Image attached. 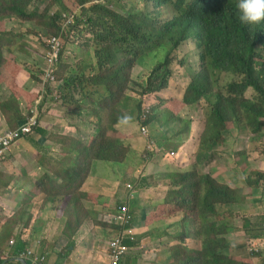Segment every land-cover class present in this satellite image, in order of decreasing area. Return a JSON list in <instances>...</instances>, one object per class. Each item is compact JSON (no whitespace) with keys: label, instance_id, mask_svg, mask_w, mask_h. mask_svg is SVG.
I'll list each match as a JSON object with an SVG mask.
<instances>
[{"label":"rangeland","instance_id":"1","mask_svg":"<svg viewBox=\"0 0 264 264\" xmlns=\"http://www.w3.org/2000/svg\"><path fill=\"white\" fill-rule=\"evenodd\" d=\"M7 1L9 3L13 2V0H0V7L4 6ZM60 2V4L57 3L55 6L53 0H40L37 4H32L31 9L34 7V10L38 12V16L34 20L17 17L11 12H0V69L7 61L12 63L23 74V84L27 89L32 88L30 80L34 79L35 82H39V77L43 73V90L50 89L47 95L52 98H57L55 88L58 89V86H53L52 84L51 86L49 81L55 80L63 84L62 81H57L55 77L61 80L64 76H73L81 80L80 82H82V87L85 91H94L96 89L100 92L105 91L107 93L105 98L96 105L90 104L89 109V112L92 114V119L99 121L100 125L99 141L96 144V151L103 152V146L113 144L116 146V149L114 150L113 147L112 151L108 152V154L119 157L121 162L124 161V158L128 159V169L136 171V175L135 177H130L119 166L123 174L121 189L124 192H126V184H130L132 189H134V186L143 175L147 176L144 179V183L149 184L154 189L159 187H174L177 185H184L186 187L183 182L186 176L183 175L182 170L191 167L192 160H189L192 152L188 150L184 153L183 149L180 148L190 128L188 116L201 119L206 125H208L209 117L211 116L210 121L212 120L215 124H218L217 110L218 103L220 102L227 105L233 112L231 116L225 115L224 137L228 139L230 147H226L225 152L217 154L215 158H198L197 163L201 165L199 169L202 172L204 171L210 174L213 172H223L228 169L226 175L230 176L235 169H241L237 164L236 158H245L246 155L250 154L249 151H251V155L255 159H258L260 155V158L264 160V126L261 129V126H250L249 120H247L246 115L240 109L242 100L252 99L255 93L249 91L245 94L244 98H233L227 95V86L238 80L235 76L230 74L216 76L213 70L207 71L200 76L196 75L202 72V66L198 57L201 51L197 50L195 43H183L172 54L174 61L171 64L172 72L168 83L159 79L163 82L159 92L145 94L144 87L147 81H143L148 79L147 76L151 74L152 70L157 67V64L162 59L163 61L167 59V55L172 48L168 41L165 42L163 48L150 47L137 52L136 55L121 56L118 63H110L107 69H102L99 67L100 62L98 63L97 54L108 44H97V35L92 33V28L88 22L83 21V23L79 24L77 21L76 31H69V26H72L75 20L73 13L84 16V8L90 10V8L98 4L108 6L109 10L115 12L117 15L130 11L134 7L140 9L147 17V20L144 21V26L147 31L152 26L151 22L157 19L160 21L168 20L172 13L171 7L156 6L155 0H61ZM54 12H67L62 19L63 26L67 19H70L71 23L65 28L62 26L63 30L66 31V34L61 35L65 44L62 59L54 72L49 74L47 56L44 54V40L56 35V32L49 27L50 20H48V16H51ZM100 18L104 20L110 19V17L105 15H102ZM86 19L84 16V20ZM44 24L47 26L49 24V26L44 27ZM41 25L42 27H40ZM127 60L134 62L130 72L123 75H116L120 71L122 63ZM112 75H116L117 79L112 82L107 81L104 86H98L93 81L95 76L99 78H110ZM202 79H205V91L208 99L204 97L199 103L194 104L185 102L186 98L194 97L188 93L189 85L194 83L195 80ZM3 92L0 89V97ZM58 99L55 103H59ZM229 99L234 101H228ZM46 100L47 97H44L43 102ZM90 101V103H93L94 100ZM63 103L64 100L60 105ZM159 104L164 109V106L167 105L170 109H177L179 115H185L184 117L178 118L170 114L176 129L174 127L171 128L170 126L172 124L159 115ZM138 105L141 107V112L138 114V111L135 109L134 113L130 115L134 107L136 108ZM177 105H179L178 108ZM66 107L70 112H79L86 110L87 104L75 103L74 98H72V101ZM20 109H22L21 106ZM97 109L103 110V112L93 113V110ZM125 115L132 118L131 124L120 125L118 121L120 117ZM10 117L13 118L12 116ZM176 119L177 121L175 122ZM14 121L11 120L15 126ZM263 122L264 116L259 120V124L262 125ZM61 142L62 145L66 143L65 141ZM42 146L46 145L43 144ZM230 151L232 154H230ZM157 152L160 154H157ZM53 155L56 159H60L58 156L60 155L59 150H55ZM50 168L51 165L46 167L47 170ZM62 169L61 164H56L50 169V172L58 175L60 179H55L53 184L46 183L44 189L49 195H56L55 197L63 196L62 200L67 197L66 202H68L69 196L73 195L76 190L65 188L69 183L64 178ZM155 171H164L167 175L155 177ZM173 172H177L180 177L175 176ZM202 176L204 175H199L198 179L205 184V178ZM198 179L195 181H198ZM256 180L257 178L250 177L249 183L253 185ZM239 181V178L234 179L232 181L233 185L235 186ZM105 182L108 183L109 179L106 178ZM97 183L100 184V178ZM167 190L172 189L169 188ZM170 192L167 195L165 194L166 191H155L160 199L165 194L164 200L166 204L167 201L174 199L170 195ZM175 209V206L171 204L168 207V215H173L171 210ZM131 210L134 213L135 220H146L143 217L150 215L154 211L151 209L150 213L142 215V211L135 209L134 204H132ZM78 213L86 215L80 208H78ZM235 215L241 222L248 220L253 225L261 222L264 212L257 207L248 215H244L240 210H237ZM199 223V220H195V225ZM119 232L122 233V228L114 224L111 225V230L108 231L112 236L117 235ZM239 240H236V244H239ZM224 247L226 246H221V249ZM241 252L244 253V251ZM172 256L174 259L172 264H197L194 261L179 259L173 254ZM243 258L247 257L243 255ZM139 262L140 264H160L148 257L144 261Z\"/></svg>","mask_w":264,"mask_h":264},{"label":"trees","instance_id":"2","mask_svg":"<svg viewBox=\"0 0 264 264\" xmlns=\"http://www.w3.org/2000/svg\"><path fill=\"white\" fill-rule=\"evenodd\" d=\"M39 1L40 0H13L12 3L7 1L4 6L0 7V12H11L17 17L34 20L38 16V12L34 10V7L32 9L31 7L32 4H37ZM60 1L61 0H53L54 6L57 3L60 4ZM155 1L156 6L171 7L172 13L170 18L166 21L157 19L151 22L152 26L149 31H147L144 26V21L147 20V17L140 9L134 7L130 11L117 15L115 12L109 10L108 6L102 4H98L90 8V10L84 8L83 14L87 18L86 20H84V16H81V14L73 13L75 20L72 26H69V31H76L77 21L79 24L83 23V21L86 23L88 22L92 28V33L97 35V44H108L97 54L98 63L100 62L99 67L107 69L110 63H118L121 56L136 55L137 52L150 47L163 48L166 41H168L171 46L178 45L184 38L193 35L199 28H202L205 32L203 59L209 62L216 76L230 74L238 78L237 81L227 86L228 96L233 98H244L245 94L249 91L257 93V96H254L250 100L243 99L240 104V109L241 112L246 115L247 120H249L250 126H261V129L264 126V122L262 125L259 124V120L264 116V21L254 25L241 23L238 19L240 15L237 8L238 0ZM65 13L67 12H54L52 14L53 16H48V20H50V26L49 24L48 26L56 32L55 36L60 38H62L61 35L66 34V31L62 28V19ZM102 15L108 16L110 19H101L100 17ZM68 20L70 19L65 21ZM43 26L46 27L47 25L44 24ZM40 27H42V25ZM165 63L159 64L152 70L151 74L147 76V83L144 87L145 94L157 93L161 89V84H163V82L158 79L157 75L160 74V78L167 77V73L162 71V67ZM133 64L134 62L131 60L123 62L120 66V71L116 73V75H123L130 72ZM18 71L19 70L9 61L0 69V82L5 83L10 91L9 98L1 102L0 106V112L5 117L8 129H15L18 124L24 122L19 100H27L30 105L35 98L28 92L24 93L16 85L15 78ZM116 75H112L110 78H99L95 76L93 81L95 84L105 85L107 81L112 82L116 80ZM57 78L55 79L59 81ZM61 80L68 81L70 84L71 82L79 80V82L75 83L72 87L74 91H79L78 84L82 83L80 79L73 76L71 78L64 76ZM188 93L194 96L185 99L186 102L191 104L199 103L204 97L208 99V95L205 91V79L195 80L194 83H191L188 87ZM228 101L232 102L234 100L229 99ZM136 110L141 111V107L138 105ZM232 113L233 112L227 105L222 102L218 103V124H215L212 120L210 121V116L204 136L209 134L212 130L217 134L224 135L225 115L231 116ZM11 120H15V126L12 124ZM39 131L42 135L46 134L44 130L39 129ZM27 140L34 141L33 138L30 137L27 138L26 141ZM113 147L115 150L116 146L113 144L103 146L102 148L104 151L99 152L96 151L94 145L88 146V143L81 141L79 137L72 136L68 138L63 150L64 160L62 173L69 183L65 188L70 189L75 187L78 181L79 189L93 171L94 174L98 175V179L100 178V184L97 189L98 195L94 196L93 200H89V202L95 203L96 200L106 197L105 192H115L118 190L123 180V174L119 166L122 167L124 161L121 162L119 157L108 154V152L112 151ZM193 168L197 171L196 166ZM198 173L204 175L202 177L205 178L206 185L198 179V175L195 174L193 170H187L183 174L186 176L183 180L186 187L183 185L180 192L170 193V195L173 196L174 199L181 200L183 205L198 210L199 217L204 221V232H211L214 230L219 233L221 227L213 223L218 215L217 212L222 207V204L235 202L237 199L236 193L228 186H218L210 175ZM53 174L54 173L48 171L42 177V187H44L46 183L54 182V176L56 175ZM57 177L60 178L58 175ZM106 178L109 179L108 183L105 182ZM196 179H198V181H195ZM111 185L114 187L112 188ZM247 185H251L249 180H247ZM200 193H202V195H200ZM55 196L56 195H49V198L54 200ZM82 206L83 205L80 206L81 211L83 208ZM76 214L79 217L81 215V213L78 214L77 208ZM205 244L207 245L208 243L206 242ZM212 264L244 263L225 262L216 259ZM262 264H264V257L262 258Z\"/></svg>","mask_w":264,"mask_h":264},{"label":"crops","instance_id":"3","mask_svg":"<svg viewBox=\"0 0 264 264\" xmlns=\"http://www.w3.org/2000/svg\"><path fill=\"white\" fill-rule=\"evenodd\" d=\"M1 90L4 92L0 97V103L7 100L9 95L5 89ZM31 91L32 88L28 90V93ZM85 95V97H78L70 90L66 91L64 104L50 108L41 120L40 127L30 136L34 141H19L13 148L8 161L0 164V264H31L26 258L20 257V254L23 255L26 250L44 256L46 258L44 264H110L108 243L113 236L108 233L112 222L108 220L107 215L119 199L118 194L112 195L113 191L105 192L106 197L110 198L99 199L95 203L84 199L82 211L86 215L81 214L80 217L76 214V208L66 213L65 209L68 205L63 208L59 199L51 200L49 196L42 197V194H45V186L42 187L41 179L48 172L46 167L51 165L52 168L55 162H61L63 159L62 154L58 155L60 159H56L53 155L55 150H64L59 139L76 136L86 142L89 137L93 138L99 133V121L92 119L89 109L90 104L96 105L105 98V91L86 90ZM72 98L75 103H86L87 109L79 112L68 111L66 106ZM90 100H94L93 103H90ZM97 112H103V110H93V113ZM199 128H203V125L194 121L182 145L184 152L191 147L195 148L193 144L199 138ZM7 129L5 117L1 114L0 133ZM39 129L44 130L46 134L42 135ZM41 143L46 145L48 154L40 151ZM249 153L245 158H236L241 169H235L230 176L226 175L228 169L212 173L219 182L231 188L243 190L244 197L241 203L236 205V211L240 210L244 215H248L257 207L264 212L262 182L251 187L246 184L248 176L264 175V160L259 154V158L255 159L251 151ZM126 162L122 164L123 171L130 177H135L136 171L128 169V159ZM155 172V175L164 174V171ZM236 178L240 181L234 186L232 181ZM94 179L95 174L92 171L81 191L97 196L94 189L88 187L89 184L95 183ZM72 189L76 190V186ZM155 191H167V188L148 189L140 195L141 199L147 201L154 210L150 216L157 215L155 210L166 209L163 205L166 193L160 199ZM78 192L79 189L70 197L74 198ZM183 216L181 210L176 214L165 216L166 219L163 222L150 220L141 226L137 220H134L133 233L139 234L138 239L143 240L141 248H152L150 256H146L145 259L148 257L160 264H171L172 248L179 245L178 239L181 233L196 232L192 224H187L183 220ZM162 226L165 227L161 228ZM235 227L238 231L233 237L245 239L249 236L248 233L256 234L260 224L258 222L252 225L248 220L243 222L239 220L235 222ZM164 229L168 234L163 233ZM158 244L161 246L153 249ZM235 245L233 244V249L237 250ZM139 261L144 260H138L136 255H131L126 256L120 264H140Z\"/></svg>","mask_w":264,"mask_h":264},{"label":"clouds","instance_id":"4","mask_svg":"<svg viewBox=\"0 0 264 264\" xmlns=\"http://www.w3.org/2000/svg\"><path fill=\"white\" fill-rule=\"evenodd\" d=\"M103 5V4H102ZM106 6V5H105ZM237 8L239 10V21L243 24L246 25H254V24H259L262 21H264V0H238L237 2ZM71 20L65 21L64 22V28L67 27L70 24ZM52 38H59L62 42V49H61V53L59 56V61L57 63V65L61 62V57L63 55V51H64V41L62 40V38L57 37V36H52L49 37L47 39L44 40V54L47 56V52L49 49V41ZM186 42H193L196 45L197 50H200L201 53L198 54L199 57V61L201 63L202 66V72L197 73L196 75H201L207 71L210 70H214L213 68L210 67L209 62L207 60L203 59V44L205 42V32L202 28H199L193 35H189L186 38H184L182 41H180V43L178 45L172 46L171 50L169 51L168 55H167V59L165 61H162L160 63L157 64V66L159 64L165 63L164 66L162 67V71L167 73V77H163L160 78V74H158V79H162L163 82L168 83L169 81V77L171 75L172 72V68H171V64L174 61L172 58V54L179 49V47ZM57 67V66H56ZM41 68V67H40ZM234 76V75H233ZM57 78V77H55ZM263 78H264V74H263ZM32 79V78H31ZM59 80V78H57ZM26 80H28V78H26ZM33 80V81H32ZM30 80L31 84H32V91L30 94H32V96L35 95V98L32 102V104H28L27 100H19V105L22 107V116L24 117V122L21 124H18L17 127L15 129H7L3 132L0 133H6L8 131H14L16 129H18L22 124H24L28 118L31 115V110H36L37 114L35 116V120H36V124L34 126H32L31 128V132L27 133L26 135L21 136L17 142L12 146L10 153L8 155L7 158H5L4 160L0 159V164L1 163H6L8 161V158L13 150V148L17 145V143L21 140L26 141L27 138H29L30 136H32L34 134V132L36 131V129H38L40 127V122L41 120L44 118L46 112L50 109V108H56L57 106H62L63 104L60 105L61 102H63V100L65 101V97H66V91L70 90L72 93H74L75 95H77L78 97H83L85 95V90H83L82 87V83L78 84L79 85V91H74L72 89V87L74 86L75 83H78L79 81H75V82H67V81H62L63 84H61L60 82H56L55 80H50L49 84L51 85H56L58 86V89H56L57 92V98L59 103H55L57 98H52V97H48V92L50 89H45L44 88V80H43V73L40 75L39 77V82H35L34 79ZM38 81V80H37ZM146 81V80H145ZM143 81V82H145ZM15 83L18 86V88H20L24 93H27L29 89L25 88L24 84H23V74L21 73V71L19 70L16 78H15ZM51 85V86H52ZM102 86V85H101ZM104 86V85H103ZM190 86V85H189ZM0 89H5L9 95L7 97V99L10 96V91L8 89V87L6 86L5 83L0 82ZM83 91V94H82ZM107 93L105 92V95ZM257 96V93L255 92V95ZM253 96V97H254ZM47 97V100L45 102H43V98ZM252 97V98H253ZM57 101V102H58ZM186 102V101H185ZM50 103V104H48ZM191 104V103H190ZM179 107V105H177V108ZM173 108V106H172ZM135 107L133 109V112L130 113L133 114L135 111ZM138 111V110H137ZM141 111H138V114ZM158 112L159 115L169 121L172 125L170 126L171 128L174 127V122L171 119V115L175 117H184L185 115H179L178 110H174V109H170L167 105H165V109L159 104L158 105ZM188 116V115H187ZM177 118V119H178ZM177 119L175 120V122L177 121ZM188 119L190 120V128L188 130V134L190 133L191 130V126L192 123L194 121H198L203 125V128H199L198 130V135L199 138L197 141H195V143L193 144V146H195V148L193 149L192 147L190 148V151L192 152V156L190 157V160H192V164L191 167H188L187 169H183L182 172L183 174L185 173V171L187 170H193L195 172V174H197L198 176L200 175L198 172L203 173L200 169L199 166L201 167L200 164L197 163V159L198 158H202L205 159L207 157H212L215 158L217 154L225 152V148H229V144H228V139L224 137V135H220L215 133L213 130L204 136L205 130H206V124L201 120V119H197L194 118L192 116H188ZM131 120L132 118L130 116H122L120 117L118 123L120 125H128L131 124ZM98 128H99V133L95 136V137H89L86 142L88 143V146H92L94 145L96 148V144L99 141V134H100V125L98 122ZM176 129V128H175ZM187 134V137H188ZM186 137V139H187ZM259 137V135H258ZM70 138V137H68ZM68 138H64V139H59L60 141H65L67 142ZM186 139H183L182 143H181V148L182 149V145L184 144V142L186 141ZM66 144V143H65ZM65 144L63 145V147L65 146ZM43 143H41V147H42V151L45 154H48L49 151L47 150L46 146H42ZM45 145V144H44ZM60 151V150H59ZM64 151L61 150L60 154H62L63 159L61 162H55L56 164H61L63 167V160H64ZM184 152V151H183ZM185 153V152H184ZM157 154H160L159 152H157ZM230 154H232V152L230 151ZM127 159L124 158V163L126 162ZM194 166L197 167V171L193 168ZM50 171V169L48 170ZM47 173V172H46ZM173 174L177 177H179L180 175L177 174V172H173ZM203 174H208L210 175L215 182L218 184V186H228L230 189L234 190V192L236 193V201L232 202V203H228V204H222V207L218 210V215L215 219V221L213 223H216L218 227H221V231L219 233L215 232L214 230H212L211 232H204V221L199 217V213L198 210L192 207H187L185 205L182 204L181 200L179 199H173L171 201H167V204L164 200L163 205L166 207V209H160L157 210V215L156 216H144L143 219L146 218V220H137L138 224L141 226L142 224L150 221V220H158L163 222L166 218L165 216H170L168 215V207L172 205L175 206V210H171L172 214H176L177 211H183V220H185V222L187 224H192L193 229L196 231L195 233L191 234L189 232H185V233H181L179 239H178V243L179 245L177 247L172 248V254L179 258V259H183L185 261H194L197 264H212L214 262V260L218 259L221 261H225V262H239V263H249V264H262V258L264 257V219L261 220V222H259L260 227L257 231L256 234H249V236L245 239H240L239 244H236V240L233 235L235 236V234L237 233L238 230H236L235 227V222L239 221L237 216L235 215V211H236V205L241 203L243 196V190L240 189H234L231 188L229 185L224 184L219 182L215 177H213L212 174L210 173H203ZM53 175H56L55 173ZM167 174H159V175H155V177L158 176H164ZM146 175H143L142 178H140L137 182V184L134 186V189H132V186L130 184H126V192H124L121 189V186L118 190H116L112 195L118 194L119 195V199L115 202V204L113 205V207L110 210V213L107 215V218L110 222H112V224L117 225L119 227L122 228V233L119 232L117 235L113 236L108 245H109V249H108V256H109V260H110V264H120L121 261L126 257V256H131V255H136L137 259H141V260H145L146 256H150L151 254V249H143L141 248V245L143 243L142 239H138V237L140 236L139 234H135L133 233V222L135 220L134 217V213L131 210V206L132 204H134V208L135 209H140L142 211V215L148 214L150 213L152 206L147 202V201H143L140 197L141 193L148 190V189H154L152 187L149 186V184H145L144 183V179H146ZM250 177H255L257 178V180L254 182L253 185H248V186H254L256 183H260L262 182V185L264 186V175L263 174H257L256 176L254 175H250L246 178V184H247V180L250 179ZM60 179L56 176H54V179ZM95 183L94 184H89L88 187L93 188L94 192L97 193V189H98V175L96 176L95 174ZM87 180L83 182L82 186L79 188V192L77 196H74V198H71L69 196V200L68 202H66L67 197L64 198V200H62V197H55V199H59L62 202L63 208L68 205V208L65 209L66 213L69 210H72V208H80L81 205H83V200H93V197L95 195H89L87 193H84L82 190V187L86 184ZM49 184H53V183H49ZM78 181L76 182V190H78ZM183 185H177L174 187H166L167 189L171 188L172 190H167L166 194L168 195V193H178L181 191ZM111 187L113 188L114 186L111 185ZM45 190V189H44ZM120 191H123L122 193H119ZM262 195L264 196V188L262 191ZM48 197L49 194L45 191V194H42V197ZM126 196V197H125ZM106 199H108L109 197H104ZM103 198V199H104ZM83 207V206H82ZM83 209V208H82ZM185 211V212H184ZM79 214V213H78ZM151 214V213H150ZM264 218V216H262ZM195 220H199L200 223L195 225ZM165 226H162L161 228H164ZM262 232V234H261ZM164 234H168V232H166V230H163ZM119 242V244L122 247H125L126 250L125 252L119 257L118 262H115L112 259V251H113V247L112 244L115 242ZM208 243L207 245L205 243ZM235 242V243H233ZM13 243V242H11ZM235 248H238L237 250H234V246ZM223 245H225L226 247H224L223 249H221V246L223 247ZM161 244L155 245L153 247V249H158V247H160ZM230 246V247H229ZM222 250V251H221ZM28 251L31 250H26L25 253L22 255V253L20 254L21 258H26V260H29L31 264H33V259L32 257L28 256ZM241 251H244V253H242ZM33 252L36 256L39 257H44L41 255H38L36 252ZM247 254V255H246ZM243 255H245L247 258H243ZM45 258V257H44ZM172 258V262L171 264L174 262L173 256L171 255ZM258 260V261H257ZM46 261H43L42 264H44Z\"/></svg>","mask_w":264,"mask_h":264},{"label":"built area","instance_id":"5","mask_svg":"<svg viewBox=\"0 0 264 264\" xmlns=\"http://www.w3.org/2000/svg\"><path fill=\"white\" fill-rule=\"evenodd\" d=\"M62 49V42L59 38H52L49 41V49L47 52V62L49 66L48 73H53L57 63L59 61V56ZM37 114L36 110H31V115L28 120L22 124L18 129L14 131H8L0 135V159L4 160L8 157L12 146L17 142V140L27 133L31 132L32 126L36 124L35 116ZM112 259L118 262L119 257L125 252L126 248L122 247L119 242L112 244ZM28 256L32 257L33 264H42L45 260L44 257L36 256L33 252L28 251Z\"/></svg>","mask_w":264,"mask_h":264}]
</instances>
